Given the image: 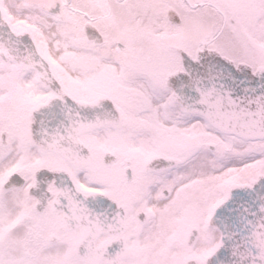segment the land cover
<instances>
[{"label": "snow or ice", "instance_id": "snow-or-ice-1", "mask_svg": "<svg viewBox=\"0 0 264 264\" xmlns=\"http://www.w3.org/2000/svg\"><path fill=\"white\" fill-rule=\"evenodd\" d=\"M0 264H264V0H0Z\"/></svg>", "mask_w": 264, "mask_h": 264}]
</instances>
